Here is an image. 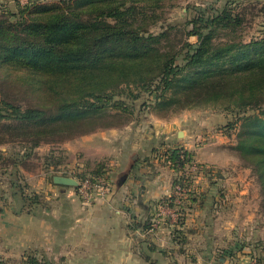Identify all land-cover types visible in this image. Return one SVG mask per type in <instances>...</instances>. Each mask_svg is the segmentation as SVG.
I'll return each instance as SVG.
<instances>
[{"label":"trees","instance_id":"trees-1","mask_svg":"<svg viewBox=\"0 0 264 264\" xmlns=\"http://www.w3.org/2000/svg\"><path fill=\"white\" fill-rule=\"evenodd\" d=\"M161 1L30 0L1 11V80L18 81L40 103L22 108L0 98V122L19 137L11 141L32 150L50 137L60 142L116 125L110 107L127 120L142 93L153 96L152 111L220 108L234 113L233 149L256 176L264 207V38L238 36L244 12L228 6L233 0L153 31ZM166 154L176 168L189 160L177 148ZM23 158L11 162L25 166ZM186 180L173 184L189 187Z\"/></svg>","mask_w":264,"mask_h":264},{"label":"crops","instance_id":"crops-1","mask_svg":"<svg viewBox=\"0 0 264 264\" xmlns=\"http://www.w3.org/2000/svg\"><path fill=\"white\" fill-rule=\"evenodd\" d=\"M204 118L201 109L192 110L64 142L73 157L79 152L89 160L110 157L109 187L84 202L76 186L54 183L51 176L54 189L47 184L45 192L54 196L51 209L42 204L43 171L15 164L23 149L18 158L10 144H0V264H24L28 256L50 264L248 263L250 255L230 253L231 225L220 202L228 196L219 191L233 185L234 178L217 173L224 161L218 163L219 143L207 140L211 121ZM174 146H184L200 164L211 166L194 177L179 222L170 213L161 214L176 176L163 155L156 157ZM263 259L264 254L257 260Z\"/></svg>","mask_w":264,"mask_h":264},{"label":"rangeland","instance_id":"rangeland-1","mask_svg":"<svg viewBox=\"0 0 264 264\" xmlns=\"http://www.w3.org/2000/svg\"><path fill=\"white\" fill-rule=\"evenodd\" d=\"M30 0H0V12L3 10H15L17 4L23 5ZM32 2L41 3H54L57 0H31ZM230 0H162V7L157 9V16L159 17L156 24H151L150 29L157 31L163 21H169L173 23H182L188 18L195 16L200 10H208L210 7H218ZM228 6L235 12H244L243 20L241 26L238 27V36L244 41H250L251 39H262L264 38V0H233L229 2ZM189 40L195 42L196 37L190 36ZM1 70H0V98H5L12 101L22 108L28 106H39L40 98L37 95L31 93L23 85H20L16 80H1ZM118 99H124L123 96H119ZM153 96H148L147 94L141 95L140 98L133 102L134 113L126 120L128 115L126 112L121 111L117 108L110 107L114 113H117L109 120L112 122V127L109 128H99L93 132H98L101 130H108L112 128H123L126 125L140 124L139 122L153 121L155 118L162 119H172L176 116L192 110H200L202 116L206 117L205 120L210 119L209 132L206 133L208 141H217L219 148L217 149V155L219 156L216 171L217 173H223L225 175H231L234 178L233 185H229V188L219 191L221 196L226 194L228 199H224L221 202V208L225 215L229 218V224L231 225L227 235L229 239L233 242L232 247L229 248L230 253L235 256L237 254L250 255L254 264H264V259L260 262L258 257L264 254V207L262 205L261 191L256 176L253 174L250 167H248L238 153L233 149L236 144V134L237 125L229 127V122L234 119V113L222 110L216 107H206V108H182L177 109L175 113H172L170 109H159L157 111H152L148 108V105L152 103ZM130 105L131 101L128 102ZM126 120V121H125ZM9 123V122H5ZM87 133V134H90ZM85 134V135H87ZM10 136L7 130L3 128L0 122V139L7 141L14 149V156L19 158L18 149H23L21 153V158L29 153V156L25 159V167L27 169H34L36 171H43L44 175V193L42 195V204L45 209L52 208L54 196L46 194L47 184L54 189V183H52L51 176L55 174H63L66 176L73 177L76 180L82 179L84 177H93L99 174L105 176L106 167H108V160L110 157L103 156V158L89 160L84 157L82 152L76 153L75 157L68 155L66 148L62 147L64 142L78 138L80 136L65 139L60 142L54 141L51 137L47 142H40L35 148L30 150L27 146H21L23 143H18L19 141H11L10 138H19ZM84 136V135H81ZM178 149L181 153H186L189 155V160L185 162L182 168H176L172 165L171 160L166 154L167 151L171 149ZM164 152V153H163ZM78 155V156H77ZM163 155L162 159L170 168L174 169L175 180L187 179V183L190 184L189 187H185L180 183L173 184L172 188L179 185L184 189V195L180 199V202H173L175 204V211L181 212L182 200L189 199V194L192 193V184L194 177L199 174H204L207 172L208 168L211 166H205V164H200L194 158L193 151H188L184 146H174L173 148H168L166 151H158L156 157ZM81 163L82 165H80ZM195 168H192V165ZM109 169V168H108ZM203 171V172H202ZM59 172V173H58ZM183 191V190H182ZM51 192V191H49ZM222 192V193H221ZM52 194V192H51ZM187 194L188 197L185 195ZM38 195V194H37ZM168 197L166 198V204L160 207V211L166 210L168 206ZM172 199V198H171ZM178 199V198H177ZM174 200V199H173ZM163 214V212H161ZM183 215L177 214L171 218L174 221L179 222ZM152 226L149 225V229ZM153 230V227H152ZM150 230V231H152ZM226 231V230H225ZM179 239H181L179 237ZM30 257V256H28ZM27 257V258H28ZM24 261V264H28V259ZM263 258V256H262ZM37 264H50L45 261L43 257L35 258ZM250 260L248 263L252 262ZM256 261V262H255ZM253 263V262H252ZM52 264V263H51Z\"/></svg>","mask_w":264,"mask_h":264},{"label":"built area","instance_id":"built-area-1","mask_svg":"<svg viewBox=\"0 0 264 264\" xmlns=\"http://www.w3.org/2000/svg\"><path fill=\"white\" fill-rule=\"evenodd\" d=\"M21 1H25V0H21ZM192 168H195L194 164L192 165ZM76 181H77L76 191L79 197L84 202L92 201L95 195L98 194L102 195L104 192L108 190L109 187L108 179L102 174L93 177H84ZM183 193H184V189L181 188L179 185H176L171 189L170 197H172L175 200V202H180V199L184 195ZM161 212L168 214L170 213L171 216H176L178 214V212L175 211V208L170 209L167 207L165 211H163L162 208ZM150 230H152V228H150Z\"/></svg>","mask_w":264,"mask_h":264},{"label":"water","instance_id":"water-1","mask_svg":"<svg viewBox=\"0 0 264 264\" xmlns=\"http://www.w3.org/2000/svg\"><path fill=\"white\" fill-rule=\"evenodd\" d=\"M52 180L54 183L61 184V185H67V186L77 185V181L74 178L70 176H66V175H54L52 177Z\"/></svg>","mask_w":264,"mask_h":264}]
</instances>
